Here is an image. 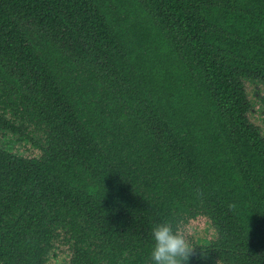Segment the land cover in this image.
Here are the masks:
<instances>
[{"label":"trees","instance_id":"obj_1","mask_svg":"<svg viewBox=\"0 0 264 264\" xmlns=\"http://www.w3.org/2000/svg\"><path fill=\"white\" fill-rule=\"evenodd\" d=\"M262 85L264 0H0V264H264Z\"/></svg>","mask_w":264,"mask_h":264},{"label":"clouds","instance_id":"obj_2","mask_svg":"<svg viewBox=\"0 0 264 264\" xmlns=\"http://www.w3.org/2000/svg\"><path fill=\"white\" fill-rule=\"evenodd\" d=\"M234 209V204L228 205ZM154 245L151 258L154 264H188L194 248L188 235L180 228L174 227L172 222L165 221L156 224L151 229Z\"/></svg>","mask_w":264,"mask_h":264},{"label":"rangeland","instance_id":"obj_3","mask_svg":"<svg viewBox=\"0 0 264 264\" xmlns=\"http://www.w3.org/2000/svg\"><path fill=\"white\" fill-rule=\"evenodd\" d=\"M19 150L27 156L39 154V150L29 144L19 146ZM206 221V218L203 216L197 217L196 219L190 220L186 224L181 225L180 230L185 232L188 237L194 234L196 238H205L208 233H203L204 229L205 231L208 230Z\"/></svg>","mask_w":264,"mask_h":264},{"label":"flooded vegetation","instance_id":"obj_4","mask_svg":"<svg viewBox=\"0 0 264 264\" xmlns=\"http://www.w3.org/2000/svg\"><path fill=\"white\" fill-rule=\"evenodd\" d=\"M257 101L254 108L251 110L253 113L257 114L258 117L261 116L262 121L264 122V85L259 86L257 89Z\"/></svg>","mask_w":264,"mask_h":264}]
</instances>
